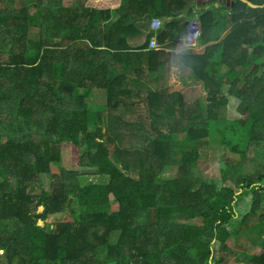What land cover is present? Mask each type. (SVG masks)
<instances>
[{"label":"trees","instance_id":"16d2710c","mask_svg":"<svg viewBox=\"0 0 264 264\" xmlns=\"http://www.w3.org/2000/svg\"><path fill=\"white\" fill-rule=\"evenodd\" d=\"M18 2L0 0V264H264L228 244L264 227V9L207 1L203 52L171 58L128 0L114 21L94 0ZM206 147L216 179L199 175Z\"/></svg>","mask_w":264,"mask_h":264},{"label":"rangeland","instance_id":"374dc122","mask_svg":"<svg viewBox=\"0 0 264 264\" xmlns=\"http://www.w3.org/2000/svg\"><path fill=\"white\" fill-rule=\"evenodd\" d=\"M6 3L10 4V5H15L16 7H19V2L18 0L16 1H12V0H5ZM74 0H64V4H72ZM129 2L132 0H128ZM203 11V8L200 9L199 13ZM192 14H189V17H191ZM137 21H134L135 23L133 24V28H135V30H140L139 26L137 25ZM150 22V20H149ZM148 27V26H147ZM135 30H133L132 28L129 27L128 31L129 32H134ZM160 36V35H159ZM162 38V37H160ZM148 83L150 84L149 79H147ZM198 96V95H196ZM195 97H190L191 99L196 98ZM189 98V99H190ZM136 100V96L133 97L132 101ZM103 101V100H102ZM91 102H94L93 100ZM104 102V101H103ZM96 103H101V101H95L94 104L97 105ZM137 114H130L127 115L126 117L128 118V120H137L138 121V116L143 115V117L145 116L146 112H147V108L144 105H137ZM133 115V116H131ZM175 121V120H174ZM172 121V123L174 122ZM94 123V122H93ZM126 140L128 141V139L126 138ZM127 145V143H126ZM60 150L62 153L61 156V161H62V165L66 168H70L71 165L73 164L72 161V144L71 142H64L61 146H60ZM203 160H201V164H200V171L202 170V172H199V175H202L203 177H208V178H212V179H216L219 177V172L221 170V156L222 153L219 151H216L215 149H212L210 147H206L203 150ZM59 171V170H58ZM84 184H86V181L83 180ZM109 182V178L107 177H99V178H95L92 177L88 180L87 184H107ZM185 223V222H182ZM41 225H44V222L41 221L40 222ZM191 226H200L202 225V223L200 221H192L190 223ZM255 224V223H253ZM249 228L247 227H243L240 230V239L234 238L232 240L229 241V247L231 248H235L236 246L238 247V249L240 250V252L243 251L247 252L248 254H250V256L252 255H259L262 254L264 252V247L262 246L263 241H264V227H259L258 229V236L260 237L259 240H256L255 238H252V236H250L251 232H254L255 229L253 231H249ZM257 231V230H256ZM249 239L253 240V243L250 242Z\"/></svg>","mask_w":264,"mask_h":264},{"label":"clouds","instance_id":"9594fccd","mask_svg":"<svg viewBox=\"0 0 264 264\" xmlns=\"http://www.w3.org/2000/svg\"><path fill=\"white\" fill-rule=\"evenodd\" d=\"M183 1V0H182ZM207 1H210V0H195V2H193L190 6V10L188 13H183L181 14V11L184 9L185 7V3H184V7L183 9H180L177 11V16L176 18H173V17H169V15H167L166 17L168 19H164L165 21H163L161 18L157 17V18H152L151 21H150V25H149V32L152 34L151 36V40L152 39H155L157 44L159 45V47H161L162 49H159V50H155V49H152L149 45V50L151 51H156V52H165L169 55H171V58H174V57H180V56H184L188 51H194V52H198V53H202L203 52V49L200 45V39L202 38V29H201V22L199 20V11L200 9H202L205 5V3ZM104 5V9L109 12L111 14L112 17H110V21H114V20H117V19H120L117 18V19H113V13L116 12V11H119L118 10H114L112 11L113 9L110 8V6L107 5L106 7V4H103ZM204 9V8H203ZM189 14H192L191 17H189ZM185 17V20L184 21H181V19ZM154 19H158L160 22H161V25H160V28L157 29V30H153L152 28V21ZM167 21H172L174 24H181V25H184V31L181 33V35H178L179 37L177 38H174V39H171L170 41L166 42V41H163V39L165 38H160V33H163L164 32V27L167 26V24H165ZM192 23H195L198 25L199 27V31H200V36L197 38V42H196V45L193 46V47H189L185 50H183L182 52L180 53H176L175 52V43L180 40L181 38L183 37H187L188 35V32L190 31V25ZM163 30V32H162ZM151 40H150V43H151ZM202 50V51H201ZM98 90V89H97ZM101 98H90L88 101H98L100 100ZM93 103V102H92ZM99 127L101 128V125H99ZM44 208H41V211H43ZM44 222V221H43ZM45 224V222H44Z\"/></svg>","mask_w":264,"mask_h":264},{"label":"crops","instance_id":"0c3cea01","mask_svg":"<svg viewBox=\"0 0 264 264\" xmlns=\"http://www.w3.org/2000/svg\"><path fill=\"white\" fill-rule=\"evenodd\" d=\"M84 1H87V0H84ZM94 1L96 4L102 3V4H106V5L110 6V8L113 9L112 11L118 10L122 6V0H94ZM124 1H126V0H124ZM165 2L169 3L171 1L170 0H164L163 2H161L160 0H132V1H130V9H132V7H133V9H132L133 14L132 15L138 18L137 25L142 30L148 31L149 25H150L149 20L151 21L152 18L159 17L163 21H165L164 19H168L166 17L168 14H165L163 12V5ZM123 13H124V11H123ZM128 16H129V14L126 17H128ZM117 18H118V11L113 13V19H117ZM163 30H162V32H163ZM174 38H176V37H174ZM174 38H172L171 34L169 33L163 39V41L168 42ZM202 49H203V47H202ZM174 66L175 67L177 66L180 69V66L177 63V61H174ZM171 70H172V68H171ZM181 70H179L180 79H181V75H182ZM173 79H174V81L171 82V86H177L178 89H181V88L185 89L188 86L187 83H185V82L181 83V80L178 78L174 77ZM150 84L155 87V81H150ZM97 91H98L97 89H94L92 91V94H97ZM0 256H1L0 260L4 261V258H5L4 257L5 256L4 250L0 251ZM2 263H4V262H2Z\"/></svg>","mask_w":264,"mask_h":264},{"label":"built area","instance_id":"2783aa9c","mask_svg":"<svg viewBox=\"0 0 264 264\" xmlns=\"http://www.w3.org/2000/svg\"><path fill=\"white\" fill-rule=\"evenodd\" d=\"M160 25H161V22L158 19H154L152 21L153 30L159 29ZM199 36H200V31H199L198 25L195 23H192L190 25V31L188 32L187 37H183L175 43V52L180 53L189 47L195 46L197 42V38ZM150 47L155 50L162 49L161 47H159L155 39L151 40Z\"/></svg>","mask_w":264,"mask_h":264},{"label":"water","instance_id":"95a60500","mask_svg":"<svg viewBox=\"0 0 264 264\" xmlns=\"http://www.w3.org/2000/svg\"><path fill=\"white\" fill-rule=\"evenodd\" d=\"M184 3H185V7L184 9L181 11V14L183 13H188L189 10H190V6L193 2H195V0H183ZM239 2L245 4L246 6H248L249 8H251L252 10H259V9H264V6H255L253 5L252 3L246 1V0H238ZM185 20V17H183L181 19V21H184Z\"/></svg>","mask_w":264,"mask_h":264},{"label":"bare ground","instance_id":"6f19581e","mask_svg":"<svg viewBox=\"0 0 264 264\" xmlns=\"http://www.w3.org/2000/svg\"><path fill=\"white\" fill-rule=\"evenodd\" d=\"M167 12V11H166Z\"/></svg>","mask_w":264,"mask_h":264}]
</instances>
